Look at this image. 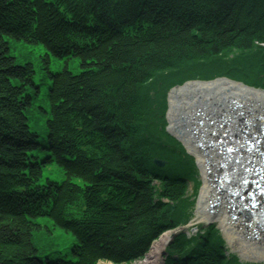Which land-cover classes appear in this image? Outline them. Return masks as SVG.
I'll return each instance as SVG.
<instances>
[{"label":"trees","instance_id":"obj_1","mask_svg":"<svg viewBox=\"0 0 264 264\" xmlns=\"http://www.w3.org/2000/svg\"><path fill=\"white\" fill-rule=\"evenodd\" d=\"M10 40L63 61L49 73L47 108L36 103L34 64H17ZM263 57L264 0H0V264L143 259L187 221L193 170L146 124L150 83L163 72L167 84L181 81L187 63L216 71ZM34 110L45 114L41 131L30 128ZM56 228L72 235L69 252L49 244ZM204 233L195 245L175 237L169 252L193 247L166 264H243Z\"/></svg>","mask_w":264,"mask_h":264},{"label":"rangeland","instance_id":"obj_2","mask_svg":"<svg viewBox=\"0 0 264 264\" xmlns=\"http://www.w3.org/2000/svg\"><path fill=\"white\" fill-rule=\"evenodd\" d=\"M11 44V49H10V54L11 56L16 60L17 64H21L23 62L29 61L35 66V75L36 81L35 84L38 86V96L41 98L37 100V105H42V108H47L48 106V101L47 98L43 97L44 93L50 88L48 86L51 83V78L49 73L51 71H55L60 69L61 67L64 66L63 61L52 58L47 61L46 60V54L47 51L43 46L40 45H28L23 42H15L10 40ZM235 54H230L228 55L232 57ZM223 56V55H222ZM264 58V57H263ZM208 62V61H207ZM205 62V63H207ZM68 65V68L72 72H77L79 69V64L77 60H68V64L66 63V66ZM216 63H209L204 64L200 63L197 65H191V64H186L184 65L179 73V76L182 77L180 80L176 83L173 84H167L166 79L169 77V73H165L164 75H161L163 73H159L156 78L154 79V82L150 83L151 85L148 88V92L150 89L149 93V103H151V108L152 112L151 114L153 115V119H148L146 120V124L151 127L154 133L156 131L159 132H164L165 135L170 136L171 138L174 139V142H166L167 146H170L174 149H176L178 152L176 155L181 158L180 161L186 160L189 164L190 167L193 168V170H190L191 172H187L188 174H191L188 176L189 182L187 183V187L185 190V195L183 197L184 200H188L190 203V207L187 208L186 211L190 212V215L187 218L186 222H183L182 225H179L175 229H170L161 234L163 235H170V237L166 240V243L162 247V250L158 253L157 257H152L150 259L151 251L154 248V243L156 241H159L161 236L152 242L150 250L147 252V254L144 256L143 259L132 261L129 263H124V264H144L149 263V264H166V260L169 259L170 255L171 258L174 260H181V259H186L185 252H190L191 248L193 247L192 244L195 245L194 241L192 242V239L190 238V235L192 234H197L199 235V231H203L202 233L205 232V229L209 228L212 232H216V236L219 238L220 243L222 244V247L224 249V255L229 256L232 255L235 260L238 263H243V264H264V259H253V258H245L244 256L241 255L240 252H238L237 248L233 246L230 242H228L225 238V235L223 232H221L219 225L216 221H200L197 220V199L201 191V187L203 184V178L201 174V170L198 167L196 163V157L192 154L191 151L187 149V146L184 145L182 141L176 142L177 135L172 134L171 130L169 129V124L167 121V111H168V98L170 93L172 92L173 89L182 87L184 83H188L189 81H202V82H209L213 80H220L229 82L230 84H237L241 87H248V89H254L258 90L261 92H264V60H257L253 59L251 62H241V63H232L228 64L227 62L224 63V65H217V70H208V68L214 67ZM221 66L225 67L226 70L222 71ZM232 68V69H231ZM234 69V70H233ZM236 70V71H235ZM242 74H238L241 71ZM222 72V73H220ZM220 73V74H219ZM225 73H228L227 75ZM39 84V85H38ZM245 85V86H244ZM152 89V90H151ZM34 115L36 121L34 123H30V128L34 130H40L43 128V122H44V117L45 114L43 115L40 113L38 110H34ZM181 118L182 116H185L184 114H180ZM153 122L154 127L150 125L149 123ZM156 130V131H155ZM151 131H149L151 133ZM175 142L178 144H175ZM185 155V156H184ZM183 162L178 163V166H181L182 168H185L183 165ZM155 163V161H153ZM47 173L50 175L55 176L56 178L60 179V177L57 175L56 170L54 167H49L46 170ZM180 210V209H178ZM179 212V211H178ZM182 216L179 212V215L177 218H180ZM178 230L179 232L176 233ZM186 235L188 238L189 242L191 241L192 244L186 242L187 246L184 249L183 252L180 253H173L169 252L168 247L172 244V241L175 237L179 235ZM174 237V238H173ZM74 239L71 234H67L64 230H59V229H54V235L51 238V241H49L50 245H56L54 248H59L65 252H68V248L70 245L73 243ZM196 242V240H195ZM201 245V242L198 243ZM198 250V249H196ZM224 256V257H225ZM98 264H114L113 262L110 261H99Z\"/></svg>","mask_w":264,"mask_h":264},{"label":"bare ground","instance_id":"obj_3","mask_svg":"<svg viewBox=\"0 0 264 264\" xmlns=\"http://www.w3.org/2000/svg\"><path fill=\"white\" fill-rule=\"evenodd\" d=\"M168 102L167 121L169 129L172 134L175 133V135L181 139L184 145L187 146V149L196 157V163L201 170L203 178V184L197 199L196 219L200 221H216L221 232L225 235L226 240L235 246L238 252H240L245 258L264 259V214L257 210H248L246 212L243 210H233L232 215L230 216L231 218L244 216L245 219L248 220H251V216H253L255 218H252L251 223H257L260 218V228L258 227L257 229L258 232L260 231L259 235H252L248 231L249 226H243L245 221L243 218L242 222L233 220L230 217L229 218L232 222L227 221L226 212H231L229 209L230 203L224 202L223 196L220 194L221 189L216 187V185H212L211 181L208 180L209 178H214L213 174L217 172L218 169L216 168L218 166H220L221 171L228 174L227 177L230 178L232 183L241 179L242 176L244 178V173H241L240 169L236 168L238 174L229 173L226 170L228 167L232 166V164H242L241 160L239 158L236 159L235 157H225L223 163L225 167H221L223 158H220L219 155L214 152V148H208L209 146H205L201 141V137L203 138L204 136L202 132L205 128L214 129L215 131L216 129L223 128V126L221 128L217 123H213V121L216 119L218 116L217 114L221 109H224L225 106L232 104L233 102H242L241 104L245 105V110L250 111L252 118L246 120V122L252 124L257 121L264 122V92L244 88L237 84H230L229 82L221 80L209 83L190 82L181 88L172 90ZM197 106L198 108L195 109ZM185 113L187 115H185ZM180 114L185 115L183 116V119H180ZM200 115L206 116V118H204L205 124L203 125L199 124V121L196 119V117ZM238 122L239 119L236 117L231 123ZM233 134L237 135L238 132L234 131ZM226 143L232 145L233 142L231 143L230 140H226ZM253 153H255L256 156L253 158L249 157V164H251L253 168H256V161L264 159V156L259 155V153L251 151L250 149H246L242 155H252ZM229 185L228 181L225 180L223 186L225 187ZM242 194L243 192H238L234 198L236 199ZM209 195H211V198L213 199V206L208 205V203L211 202ZM169 237V234L163 235L159 241H156L153 244L154 248L151 251L150 259L151 256L153 258L158 256V253L162 250V247ZM204 252L205 247L202 246L199 254H203ZM144 264L149 263L144 262Z\"/></svg>","mask_w":264,"mask_h":264},{"label":"water","instance_id":"obj_4","mask_svg":"<svg viewBox=\"0 0 264 264\" xmlns=\"http://www.w3.org/2000/svg\"><path fill=\"white\" fill-rule=\"evenodd\" d=\"M155 164L158 166V165H162V162H157V161H155Z\"/></svg>","mask_w":264,"mask_h":264}]
</instances>
